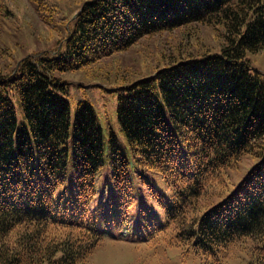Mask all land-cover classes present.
I'll list each match as a JSON object with an SVG mask.
<instances>
[{
    "label": "trees",
    "instance_id": "trees-1",
    "mask_svg": "<svg viewBox=\"0 0 264 264\" xmlns=\"http://www.w3.org/2000/svg\"><path fill=\"white\" fill-rule=\"evenodd\" d=\"M33 1L58 34L44 42L62 44L30 48L0 70V264H89L106 225L103 181L112 225L139 209L144 187L170 218L199 213L177 229L186 243L207 251L250 240L253 264H264V77L246 58L264 48V0ZM0 16L17 14L0 4ZM190 26L218 28V50L183 55L174 37L150 46L142 63L168 61L114 88L118 134L86 100L70 121L60 73ZM25 38L19 47L41 35ZM0 55L13 57L1 46ZM243 155L250 163L231 180Z\"/></svg>",
    "mask_w": 264,
    "mask_h": 264
},
{
    "label": "rangeland",
    "instance_id": "rangeland-1",
    "mask_svg": "<svg viewBox=\"0 0 264 264\" xmlns=\"http://www.w3.org/2000/svg\"><path fill=\"white\" fill-rule=\"evenodd\" d=\"M38 1L42 2L43 0ZM47 1L48 3H46ZM28 2L29 5L25 0H0V4H2V6H7L11 15L17 14V17L14 16L11 19L6 18L5 21L1 20L0 16V46L5 48L7 52L6 56H8V54L13 56L12 59L9 57L6 64H3L4 60L0 55V70L2 71L8 69L9 64L13 63L15 58L29 53L31 49L38 50L39 48L46 47L48 44L46 41L44 42L43 38L45 33L54 35L52 37H58L57 31L53 30L54 25L49 23L51 19L45 17L44 14H39L41 11H34L36 2L33 0H28ZM19 7L20 11H17ZM45 7H52V2H50V0H45ZM38 15L46 21L47 25L37 20L39 17ZM15 22L20 24H15ZM12 24H15L19 29L18 34L15 33L16 31L12 32L15 27L12 26ZM21 28L22 30L20 31ZM29 32L33 34L34 32L39 33L41 39L32 43H25V48L19 47V43L21 44L26 41V33ZM170 37H174L180 42L177 45V50L182 52L183 55H186V53L216 52L223 39L218 28L213 26H190L184 29H176L169 34L150 36L147 41L142 40L139 46L137 45V47L135 46L132 50L121 53V56H114L112 57L113 59L103 58L88 66L76 68L72 72L60 73L58 77L64 83V92L61 93L69 103L70 121L73 119L76 101L86 100L91 105L100 124L105 128L109 127L115 134H118L117 124L114 118L115 94L117 90L114 88L117 87L118 84L124 83L131 78L145 74L147 70L152 69L154 66L158 65L159 62L163 64L168 61L167 58H158L159 61L142 63L150 46H154V43L164 38V40H167ZM50 44L51 45L47 46V48L52 52L54 49L60 47L62 41L58 40ZM140 48H142V50L138 54H135ZM170 52V49H164L161 53L165 56L167 54L170 55ZM246 58L249 61L250 68L258 70L260 74L264 76V48L254 53H246ZM14 104L17 117L20 119L19 107L16 102H14ZM118 139L121 141L120 137H118ZM249 163V156L243 155L236 167L233 170H228V177L231 180H235L237 177L239 178V175L244 172ZM157 179V184L162 186V181L159 180L158 175L154 177V180ZM99 186L100 190L98 191V196L106 204L107 185L103 181L99 183ZM202 195H208L206 189L200 197ZM145 198L150 199L152 205L156 207L157 210L151 208V212L153 213L150 212L148 216L144 217L138 215L137 218L123 216L121 214L118 219L124 218L113 226L114 231L117 230V227H119L124 220H127L132 224L133 236L137 239H151L149 241L154 242L159 239H166L176 231L178 227L192 222L199 214L194 213L188 216L178 215L174 218H170L168 214L171 213L174 215L175 212L172 209L166 211L164 208L162 211L158 210L159 208L151 195L144 190V187H141L138 189V199H140L138 201L140 204L143 205ZM219 198H216L213 202ZM104 203H102L101 209L106 215L104 218L106 223L105 231H110L112 216L104 209ZM132 220H135V222ZM125 228L126 227L123 229ZM104 235L103 233V236ZM148 236L152 238L155 236L157 237L152 239ZM128 237V233H124L117 237L107 233L101 243L93 248L89 264H166L161 259H158L156 255L147 254L145 250L136 248L134 244L128 240ZM173 242L175 243V241ZM252 248L253 242L243 239V241L230 240L207 251H195L194 249L193 252L198 255L200 259H203L206 264H253L251 256ZM168 252L171 255L165 256L171 264H198L188 255H185L184 259H181L175 248L169 249ZM224 256L226 257L222 260Z\"/></svg>",
    "mask_w": 264,
    "mask_h": 264
}]
</instances>
